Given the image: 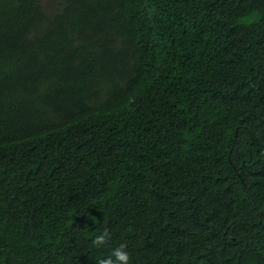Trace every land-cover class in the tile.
<instances>
[{
    "label": "trees",
    "instance_id": "1",
    "mask_svg": "<svg viewBox=\"0 0 264 264\" xmlns=\"http://www.w3.org/2000/svg\"><path fill=\"white\" fill-rule=\"evenodd\" d=\"M121 244L264 264V0H0V264Z\"/></svg>",
    "mask_w": 264,
    "mask_h": 264
},
{
    "label": "clouds",
    "instance_id": "2",
    "mask_svg": "<svg viewBox=\"0 0 264 264\" xmlns=\"http://www.w3.org/2000/svg\"><path fill=\"white\" fill-rule=\"evenodd\" d=\"M110 234L107 229L102 234H99L92 241L95 247H100L107 243ZM130 253L127 251V245L121 244L120 246L112 249L109 256L106 258H98V264H130Z\"/></svg>",
    "mask_w": 264,
    "mask_h": 264
}]
</instances>
